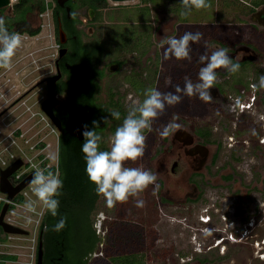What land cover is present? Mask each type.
<instances>
[{
	"label": "flooded vegetation",
	"instance_id": "1",
	"mask_svg": "<svg viewBox=\"0 0 264 264\" xmlns=\"http://www.w3.org/2000/svg\"><path fill=\"white\" fill-rule=\"evenodd\" d=\"M63 7L68 8L66 3ZM153 7L155 8L154 5ZM154 8H151L148 19L143 22L144 25L140 24L142 18L135 21L136 24L139 23L137 25L109 20L107 18L108 6L105 7L106 13L104 17L102 16L101 26L88 29L85 23L87 19H81L78 16V22L72 27L80 37L76 34L71 37L64 30L67 40L59 46L58 52L64 47L67 48V51L63 56L58 55L55 58V73L53 74L61 72L52 100L54 116L59 123L53 122L48 116L52 121L53 129L58 133L57 143L54 147L55 165L49 164L52 158L51 150H53L51 143L45 137L36 139L35 136L26 135L28 130H24L23 125L27 119L16 127L20 129H16L17 134H14L15 131H13L5 138L7 139L6 155L0 160V171L19 160L21 161V165L9 175V180L14 187L28 177L33 178L37 169L53 171L52 167L56 166V174L63 181L62 195L58 197L60 200L58 215L52 217L50 213L43 210L39 202H37L38 214L26 213L23 210L22 206L25 202L34 200L28 199L32 192L30 183L14 192L12 198L8 193H3L0 190L2 193L0 196V264H94V261L97 264L99 260L104 261L114 254L121 256L122 264H124L125 261L129 262L130 255L144 253L148 248L149 252L153 250L152 244L155 240L149 232L153 227L151 222L153 217L150 214L148 225L142 207L135 206V200L141 199V194L138 197L130 198L127 203L117 204L110 209L105 199L96 194L95 185L91 182L84 185L64 183L65 179L60 166L61 150H63L66 159L69 157L70 148L75 151V153L72 151V155H76L77 152L82 153L81 148L84 141L73 130L77 114L84 116V124H87L89 129L92 128L93 121H100V128L96 131L103 137L102 150L103 145L109 142L113 133L109 135L106 130L116 128L111 125V122L117 121L111 118V111H119L121 117L125 116L122 113L125 110L124 103L119 102L118 104L117 101L109 103L106 98L101 99L108 95L109 90L117 95L120 94V91L121 95L130 94L141 101L148 88L163 90L165 93L175 91L171 81L167 83L169 82L167 80L172 78L168 71L160 78L163 86L160 82V89H158V75L160 74L157 65L158 55L160 62H164L165 65H169V62L167 63V60L163 58L162 50L166 45L159 48L157 45ZM252 8L251 15L259 9L264 10V3L258 6L253 5ZM88 9L90 7L87 6ZM0 15L6 20L15 16L13 6L0 8ZM97 16L98 14H94L91 21L96 22ZM27 18H29L28 15ZM262 21L264 22V14L258 16L256 22L251 21V24L253 23V27H262L258 24ZM6 26L11 32V25ZM215 37L220 38V36ZM78 40L81 41L89 56L90 66L86 67V71L73 74L70 71H65V69L71 70L72 67L65 56L70 53L73 44ZM218 41L220 44H215L209 54L221 47L228 48L229 52H234L241 44H248L259 52L251 42L231 43L226 39ZM249 53L242 51L236 58H231L234 62L238 61L240 66L256 63L251 59L240 61ZM127 54L131 60L126 62L124 58L126 59ZM197 63L200 69L203 65L198 61ZM124 69L126 71L122 77L115 78ZM217 74V82L210 90L213 102L209 104L223 111L224 119L227 116L235 117L230 126L237 125L240 117L246 113H252L260 102L264 103V90H254L252 87L253 84H258L257 82L240 80L239 83H236L235 74H229L226 71H217ZM185 76L190 77L194 82L198 78L196 72L193 71L187 72ZM79 78L83 80L84 88L79 98L75 100V108H72L71 102L74 101L71 97V86ZM176 79L181 80L176 85L182 88L184 78L177 77ZM45 82L48 91L47 80ZM48 97L49 94L41 102V107ZM20 99L0 111V117L10 111ZM188 102L189 99L186 98L185 105L178 103L166 107L164 113L153 121L152 131L145 130L144 135L156 139L157 121L160 122L161 129L172 120L175 112H188ZM178 117L177 122L182 125V128L167 138H161L159 135L158 141H154V145L149 151L148 170L154 171L153 173L157 175V193H160L161 198L166 202L176 203V205L200 201L205 198L212 201L220 211L218 218L230 227L219 232L217 244H222L227 239H232L234 242L243 240L251 231L247 225H245V229L240 227L243 219L251 217L246 223L253 227L256 221L252 218L253 215L260 212L264 216V168L250 167L245 155H233V153L230 161L220 164L221 142L211 138L210 130L197 128L196 125ZM105 118L109 120L107 124L103 123ZM225 126H228V123L224 120L223 127ZM261 140L264 143V138ZM28 148L35 150L30 153L36 157L28 159L26 151ZM241 157L243 159H240ZM37 158L41 159L39 164L36 163ZM34 159L35 161H33ZM242 162L245 163V167H238L237 163L241 164ZM5 206L6 210L2 214ZM227 210L228 212H226ZM28 215L32 216L31 223L26 222L25 217ZM203 216L200 215L201 220H203ZM61 217H67L65 228L60 232L52 231V226ZM147 226H149L148 229ZM46 227L47 230H45ZM231 234H234V238L230 237ZM112 239L118 243L115 242L116 247L113 246ZM224 249L222 248V250ZM93 254L94 258H92ZM261 256L264 258V252ZM191 264L216 263L204 256L194 259Z\"/></svg>",
	"mask_w": 264,
	"mask_h": 264
},
{
	"label": "rangeland",
	"instance_id": "2",
	"mask_svg": "<svg viewBox=\"0 0 264 264\" xmlns=\"http://www.w3.org/2000/svg\"><path fill=\"white\" fill-rule=\"evenodd\" d=\"M258 1L207 0L209 7L200 10L193 9L190 15L182 16L180 0H144V2L131 0L118 3L109 0L107 18L115 22L137 25L139 23L136 24L135 21L148 18L154 5L158 48L161 47L160 42L165 37L179 38L185 32L199 31L203 33L202 40L198 44L191 45V61H178L171 58L166 61L169 62V65H165L164 62H160L158 55L157 65L158 71H160L158 89H160V82L163 86L160 78L167 71L172 77L167 80L169 81L167 83L171 81L174 90L176 83L181 82V80L176 79L177 77L184 78L189 71L196 72V77H198L199 67L197 61L199 56L205 53L209 54L215 44H220L219 39L215 36H220L221 39H226L231 43L251 42L257 48L259 52H256L259 60L250 65L240 66V70L235 73V76L236 83H239L240 80H251L258 83L259 77L264 75V27H253V23L251 24L252 6L260 5L262 1L255 4ZM17 2H14V4ZM92 10V8L87 10V6H82V4H79L76 10L81 19H87L85 23L88 29L89 27L97 28L101 26L102 16L104 17L106 13L105 8L99 11L94 10V12ZM94 14H98L96 22L91 21ZM28 21L33 28L41 27V32L34 36L28 33H20L23 43L13 58L12 69L0 70V111L21 98L10 111L0 117V160L6 155L5 145L7 139L5 138L13 131H15L14 134H17L16 127L27 119V122L23 125L24 130H28L26 135L35 136L36 139L45 137L51 143L53 150H51L52 158L49 164L55 165L54 147L57 143L58 133L52 125L48 124L47 119H45L46 113L41 107V102L48 96L45 81L47 77L55 73L54 62L59 55L57 49L59 43L57 42L52 8L43 13L36 10L29 15ZM140 21L141 25L145 24L143 19ZM162 51L164 52V49ZM124 60L127 62L131 58L128 55ZM125 71L126 69L116 75L115 78L120 79ZM27 92H29L28 95L23 97ZM160 92L165 93L163 90ZM129 97L130 94L121 95L120 91V94L117 95V93L113 94L109 90L108 95L101 97V99L106 98L109 103H112V101H117L118 104L119 102L124 103L125 110L122 113L126 115L127 107L131 103ZM131 97L132 99H138L135 96ZM186 98L189 99L188 112L178 111L174 113V116L182 117L188 123L196 125L197 128L211 131V138L216 139V141L219 140L222 145L220 164L230 161L233 153V155H245L248 158L250 167L264 168V143L261 142V138H264V103L260 102L252 113H246L240 117L237 125L230 126L235 117L227 116L224 119L223 114L225 113L223 111L201 101L198 97H184L182 95L180 103L183 104ZM122 120L123 117H121V120L111 122V125L117 128ZM224 120L227 121L228 126L223 127ZM159 124L160 122L157 121L156 139L146 136L144 156L135 162H127V167H141L148 170V155L154 141H158ZM116 128H108L106 133L110 135L114 133ZM253 130L255 134H253ZM232 137L233 139H231ZM108 149H110L109 142L103 145V150ZM26 151L28 159L36 157L30 153V151L34 152V149L28 148ZM253 157L256 162L250 163ZM240 159H243V157ZM40 162L41 159L36 161L37 164ZM238 163V167H245L244 162ZM156 185H150L148 189L141 193V200L144 201L141 209L145 212L148 225L150 214L153 217V221H151L153 227L149 231L155 240L152 244L153 250L149 252L148 248L144 253L130 255L129 262L125 261L124 264H191L194 259L204 256L215 261L216 264H264V258L261 256L264 252L263 214L259 212L253 215L252 218L256 220L253 227L246 223L251 217L243 219L240 227L245 229V225H247L251 229L249 235L243 240L234 242L232 239H227L222 244H217L219 232L230 227L218 218L220 211L212 201L205 198L182 205L171 204L162 199L160 193H157ZM0 196H2L1 191ZM28 199L35 200L36 198L30 192ZM109 208L111 209V207ZM200 215L206 217L209 215L212 219L209 222H203ZM220 227L223 228L219 229ZM148 228L149 226H147ZM115 242L116 240L112 239L114 247L118 244L117 242L115 244ZM222 248L225 249L222 250ZM122 262V257L114 254L104 259V261L99 260L97 264H122Z\"/></svg>",
	"mask_w": 264,
	"mask_h": 264
},
{
	"label": "clouds",
	"instance_id": "3",
	"mask_svg": "<svg viewBox=\"0 0 264 264\" xmlns=\"http://www.w3.org/2000/svg\"><path fill=\"white\" fill-rule=\"evenodd\" d=\"M180 2L182 16L190 15L193 9L200 10L210 6L207 0H180ZM202 38L203 33L199 31L185 32L179 38L165 37L160 42L161 47L166 45L163 58L191 61V45L198 44ZM22 43V35L15 31L10 32L6 26V19L0 16V69H12L13 58L17 50L22 47ZM198 62L203 66L199 69L196 82L185 76L183 87L176 85L174 92L162 93L156 88H148L144 92L142 101L132 99L130 96L131 103L127 107V113L109 139L110 149H101L103 137L96 131L100 128V121H93L91 129L87 124L83 125L84 142L81 151L86 164L85 172L88 180L95 185L96 194L105 199L107 206L127 203L130 198L138 197L150 185L156 184L155 173L141 167H127L126 163L135 162L144 156L146 148L144 132L152 131L153 121L164 113L166 107L180 103L181 94L188 97L195 96L205 103H212L210 90L217 82V69H224L229 74H235L240 70V63L234 62L229 55V49L223 47L211 51L210 54H201ZM252 87L254 90H264V75H261L258 84H253ZM110 116L112 119L121 120L119 111H111ZM178 120V116H173L171 121L158 130L161 138H167L182 128ZM108 122V119H103L104 124ZM253 134H255L254 130ZM255 162V158H251L250 163ZM30 187L36 199L25 202L22 206L23 210L26 213L38 214L37 202H39L43 210L56 217L60 206L58 197L62 195L63 189L60 176L51 170L37 169L30 181ZM143 205V200H135L136 207ZM25 219L28 223L32 222L31 215L26 216ZM66 223L67 217H61L51 230L60 232L65 228Z\"/></svg>",
	"mask_w": 264,
	"mask_h": 264
},
{
	"label": "trees",
	"instance_id": "4",
	"mask_svg": "<svg viewBox=\"0 0 264 264\" xmlns=\"http://www.w3.org/2000/svg\"><path fill=\"white\" fill-rule=\"evenodd\" d=\"M144 2V0H141ZM261 3H264V0ZM259 1L255 4H259ZM109 0H73L66 1L68 7H70V14L67 8L58 4L57 0L47 1V0H19L13 5L15 16L9 17L6 20V25H11V32L15 31L18 33H28L30 35H37L41 32V27L33 28L29 25L27 15L34 13L36 10L40 13L47 11L49 8H52L53 20L55 23V29L57 34V42L61 45L58 38L59 34V25L62 24L63 29L72 37L73 34H76L80 37L72 27L75 23L78 22L77 8L79 4L82 6H88L94 10H100L108 6ZM145 22L148 18H142ZM219 40H221L219 38ZM66 59L70 61L72 67L71 70L65 69L67 72L77 74L78 72L86 71V67L89 68L90 61L89 56L86 54L84 47L80 40L73 44L70 53L66 56ZM83 80L81 78L75 80L71 86V97L74 102H71L72 108H75V100L79 98L81 91L83 90ZM74 149H69V157L66 159L63 150H61V169L63 171L64 183L71 185H84L89 183L88 177L85 172V160L84 154L77 152L76 155ZM68 164L66 165V161ZM56 166L52 167L54 173H56Z\"/></svg>",
	"mask_w": 264,
	"mask_h": 264
},
{
	"label": "water",
	"instance_id": "5",
	"mask_svg": "<svg viewBox=\"0 0 264 264\" xmlns=\"http://www.w3.org/2000/svg\"><path fill=\"white\" fill-rule=\"evenodd\" d=\"M66 1L68 0H57L58 4L61 6H64ZM74 2L77 0H73ZM113 1L115 3L118 2H124V1H131V0H110ZM13 6V4L11 3V0H0V8H4V7H9L11 8ZM67 10L69 11V17L71 16L70 14V7L67 8ZM94 12V10H92ZM264 14V10L259 9L255 12H253V14L251 15V21L252 22H256V18L258 16H262ZM258 24L260 26H264V22H258ZM59 40L60 43H65L67 40V35L66 32L64 31L62 24L60 23L59 25ZM67 51V48H61L59 50V55L63 56ZM242 51H246V52H250L248 55H245L243 58L240 59V61H244L247 59H251L253 62H256L259 60V56L258 53L255 51V49L251 46H249L248 44H241L239 45L236 50L234 52H229L230 57H234L236 58L237 55L242 52ZM113 69H115V67H112ZM217 71H225L224 69H217ZM61 77V72H59L56 75L53 76H49L46 80H47V84H48V94L49 97L43 102L42 104V108L45 111V113L53 120V122L57 123L58 119L54 116V112L52 109V100H53V94H54V90H55V86H56V82L57 80ZM217 91L218 88L216 87ZM59 123V122H58ZM84 124V116L82 114H77L73 123V130L75 132V134L80 138L83 139L82 136V132L84 130L83 128ZM21 165V161L19 160L18 162L8 166L7 168H4L0 171V190L3 193H8L9 197L12 198V195L14 194V192L19 191L20 189H22L23 187H25L27 184L30 183V181L32 180L31 177H28V179H26L25 181H23L22 183H20L18 186H13L9 180V175L14 172L19 166ZM6 210V206L4 207L3 213Z\"/></svg>",
	"mask_w": 264,
	"mask_h": 264
},
{
	"label": "built area",
	"instance_id": "6",
	"mask_svg": "<svg viewBox=\"0 0 264 264\" xmlns=\"http://www.w3.org/2000/svg\"><path fill=\"white\" fill-rule=\"evenodd\" d=\"M17 1H19V0H11V3L14 5V2H17ZM59 46H60V44L57 45V49L59 48ZM45 119H47L48 124L52 125V121H51V119L48 117L47 114H46V116H45ZM209 219H210V216H209V215H208L207 217H206V216H203V221H204V222H207ZM230 237H231V238H234V234H231Z\"/></svg>",
	"mask_w": 264,
	"mask_h": 264
}]
</instances>
